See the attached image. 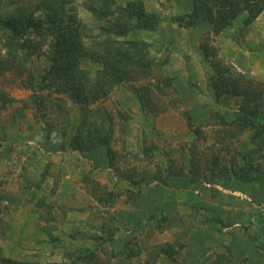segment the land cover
<instances>
[{
	"label": "rangeland",
	"instance_id": "rangeland-1",
	"mask_svg": "<svg viewBox=\"0 0 264 264\" xmlns=\"http://www.w3.org/2000/svg\"><path fill=\"white\" fill-rule=\"evenodd\" d=\"M115 1L122 7L142 2L159 16L158 26L118 38L108 33V20L88 10L86 0H68L67 9L82 21L87 47L107 39L146 47L155 62L151 76L135 74L138 79L115 86L106 97L77 103L39 81L49 67L51 37L34 30L24 36L30 41L26 50L33 53L26 65L1 64L0 264L61 263L72 249L97 250L99 264H212L218 253H228L221 238L231 254L216 264H264V237L256 244L241 228L264 214V156L254 152L250 129L222 124L234 120L243 98L216 101L213 70L201 49L214 48L243 87L258 90L259 121L264 122V12L253 21L242 13L215 36L207 24L183 28L175 21L191 12V0ZM38 5L39 0H0V17L22 12L41 17ZM3 39L0 32V63L7 59ZM81 67L94 73L100 69L88 59L81 60ZM147 88L151 102L143 110L139 97ZM96 124L104 132L113 129L110 157L105 147L83 153L72 148L78 129L86 136ZM244 145H250L245 158ZM231 161L237 163L235 173ZM241 168L256 180L241 181ZM161 177L165 184L158 181ZM202 187L210 194L207 204ZM182 192L187 203L175 213L179 207L170 208L167 201ZM138 193L142 198L135 205ZM162 210L171 220L159 228L153 219ZM215 215L234 229L220 231L222 224L205 222ZM111 233L113 241L95 240H108ZM52 238L58 241L53 244ZM132 241L138 255L127 258L123 251ZM168 245L179 251L175 260L160 253Z\"/></svg>",
	"mask_w": 264,
	"mask_h": 264
},
{
	"label": "trees",
	"instance_id": "trees-1",
	"mask_svg": "<svg viewBox=\"0 0 264 264\" xmlns=\"http://www.w3.org/2000/svg\"><path fill=\"white\" fill-rule=\"evenodd\" d=\"M191 1V12L178 15L175 17V21L183 28L207 24L215 36L231 28L234 21L242 13H246L247 19L253 21L258 19L264 12V0ZM86 3L88 10L94 16L108 20L111 26L108 33H113L118 38L128 36L133 30H153L159 24V16L155 13L147 12L144 4L139 1L128 2L124 7L117 6L115 0H86ZM38 6L41 11V17H36L34 13L27 12H22L19 16H10L7 19L0 17V32L4 36L3 41L7 56V59L0 63V71L8 66L17 65L23 68L26 65L33 53L26 50L30 41L27 38L24 39V36L28 31L34 30L51 37L50 49L47 53L49 67L39 77V81L44 82L46 88H56L60 93H68L77 103L84 104L90 99L98 100L106 97L115 86L138 79L135 74L140 76L152 75L155 62L147 52L146 47H143L140 43L107 39L96 47H87L83 42L84 28H82V21L78 19L75 13H69L70 11L67 9L68 0H39ZM201 49L204 60L209 63L213 70V74L210 76V84L216 101L226 96L243 98L242 105L234 120L230 124L227 121H222V124L238 126L242 132L250 129L253 150L254 152H259L260 157L263 158L264 122L259 121L261 105L258 104L260 97L258 90L243 87L240 81L233 77L230 68L225 66L217 57V52L214 48L209 45H202ZM83 59L99 64L100 69L95 71V73L84 70L81 67V60ZM1 64H4V67H1ZM28 72L30 79L36 80L34 74L31 71ZM144 91V97H139L143 110L151 102L150 89L147 88ZM133 93L136 94V90ZM1 100L2 98L0 97V102ZM34 103L41 104V101L35 98ZM188 125L193 128V120ZM195 132L199 134V131L196 130ZM227 134L229 138L235 136L233 133L227 132ZM64 135L62 134L61 136ZM112 137V127L107 132H104L100 125L96 124L94 130H89L86 136H84L83 128H79L72 140V148L83 153L105 147L110 157L113 154L110 148ZM47 138L51 139L50 133H48ZM242 151L245 158V154L247 152L250 153V145L242 146ZM236 164V162H230V169L234 173ZM247 164L249 165L250 163L247 161ZM257 172L259 173V167ZM249 173L248 169L241 168L239 179L243 182L256 180L252 176L250 177ZM235 176L238 177V174H235ZM45 177L46 174L44 173L42 180ZM158 181L165 184L163 177ZM115 195V191L109 192L111 198H114ZM3 198L0 195V203L4 200ZM140 198H142L140 193L135 194V205H137ZM99 202L103 203L104 199L102 197L99 198ZM262 213L256 214L250 220L251 222L248 226L241 227L242 232L246 235L249 233L248 235L256 244H259V241L264 237V214ZM153 220L161 228L171 218L168 216L167 211L162 210L160 216ZM205 222L222 224L223 228L220 231L233 227L232 223L218 215ZM113 233L108 237V240L104 237H98L95 240L101 244H105L110 240L113 241ZM225 234L223 233V236ZM57 241L58 239L53 238L50 240L53 244ZM221 241L228 253L223 255L218 253L217 258L213 261L215 263L212 264H216L220 258L228 259L231 254L230 244H227L228 241H224L222 238ZM132 242L128 243L127 249L123 251L127 258L138 255L137 252L133 251L132 244H136L134 241ZM182 247L181 245L180 248ZM160 253L175 260L179 251L175 247L168 245L163 247ZM112 255L115 256L114 253ZM99 261L100 258L95 249H72L66 252V259L63 262L54 264H99ZM5 262L27 264L7 260Z\"/></svg>",
	"mask_w": 264,
	"mask_h": 264
},
{
	"label": "crops",
	"instance_id": "crops-1",
	"mask_svg": "<svg viewBox=\"0 0 264 264\" xmlns=\"http://www.w3.org/2000/svg\"><path fill=\"white\" fill-rule=\"evenodd\" d=\"M200 189H202V192H203V196H204V198H203V202L205 203V204H207V201H208V197H210V194L208 193V189H207V187H202V188H200ZM195 190V191H194ZM193 191L194 192H196V191H200L198 188L197 189H194ZM184 192H182V193H178V194H176L177 196H178V198L177 199H172V198H170V200L169 201H167V203H168V207H170L171 208V206H173V205H175V206H177V207H179V211L178 210H175L174 209V212L175 213H182L183 212V208L181 207L182 205H185L186 203H187V201H185L184 200V198H185V196H184V194H183ZM190 201V200H189ZM166 205V204H165ZM211 205H212V203H211ZM27 227H30V225L28 224V226ZM26 229H28V231H30V232H32V229L31 228H26ZM231 229V228H230ZM234 229V228H233ZM233 229H231V230H233ZM230 232V231H229ZM188 238H191V236H189ZM190 241V240H189ZM188 241V242H189ZM169 260V259H168ZM170 261V260H169Z\"/></svg>",
	"mask_w": 264,
	"mask_h": 264
}]
</instances>
